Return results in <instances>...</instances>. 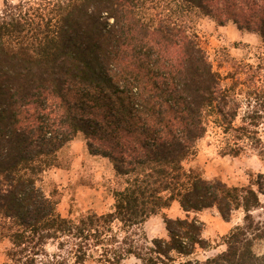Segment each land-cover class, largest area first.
Returning a JSON list of instances; mask_svg holds the SVG:
<instances>
[{"label": "trees", "instance_id": "16d2710c", "mask_svg": "<svg viewBox=\"0 0 264 264\" xmlns=\"http://www.w3.org/2000/svg\"><path fill=\"white\" fill-rule=\"evenodd\" d=\"M201 16L264 45V0H4L0 241L10 247L2 264H264V252H253L264 227L252 217L264 173L230 187L187 166L213 121L225 138L222 155L250 147L264 163L256 71L227 56L237 67L223 85L192 31ZM78 138L111 165L114 203L108 213L71 219L39 184ZM173 203L183 218L164 217L167 238H139L134 230ZM209 209L225 222L241 210L243 221L224 236V251L194 262L197 248L210 247L196 217Z\"/></svg>", "mask_w": 264, "mask_h": 264}, {"label": "rangeland", "instance_id": "374dc122", "mask_svg": "<svg viewBox=\"0 0 264 264\" xmlns=\"http://www.w3.org/2000/svg\"><path fill=\"white\" fill-rule=\"evenodd\" d=\"M17 3L18 0H7ZM4 0H0V10ZM192 31L198 37L200 46L205 51L213 70L223 80V85H230L232 75L237 66L228 62L226 57L232 58L237 64L247 68V74L255 72L257 86L264 90V45L258 36L239 32L232 24L219 28L215 22L206 17H198L192 25ZM241 79L246 75H239ZM244 87L237 89L244 92ZM244 103L243 96L239 97ZM245 110V108L243 109ZM243 112V111H242ZM258 127V136L264 143V114ZM222 129L216 123L210 122L205 136L197 143V155L187 166L198 167L207 180H220L230 187H245L250 180L259 173H264V163L250 147L246 148L238 157L224 156L221 148L224 143ZM113 171L109 162L101 157L87 154L81 138L73 141L59 157V166L52 168L43 176L39 186L42 191L57 203V212L66 218L77 219L87 212L98 215L112 210L113 199L108 192V186L114 183ZM260 206L252 212L254 221L264 227V193L259 195ZM164 217L170 219L183 218V213L177 204L158 215L152 216L138 230L139 235H145L148 241L167 238ZM203 224L202 237L210 247L206 250L197 248L189 257L200 263L225 250L224 236L243 221V212L236 211L225 222L214 209L204 210L196 215ZM10 244L7 240L0 241V264L5 261V254ZM48 250L52 252L53 247ZM253 252L261 256L264 252V242L257 241L253 245ZM188 259L177 258L175 264ZM86 264H97L88 261ZM123 264H141L139 260L129 257Z\"/></svg>", "mask_w": 264, "mask_h": 264}, {"label": "crops", "instance_id": "0c3cea01", "mask_svg": "<svg viewBox=\"0 0 264 264\" xmlns=\"http://www.w3.org/2000/svg\"><path fill=\"white\" fill-rule=\"evenodd\" d=\"M219 28H225V27H219ZM244 34H246V33H244ZM173 204H177V203H173ZM178 205V204H177ZM178 207H179V205H178ZM179 209H180V207H179Z\"/></svg>", "mask_w": 264, "mask_h": 264}]
</instances>
